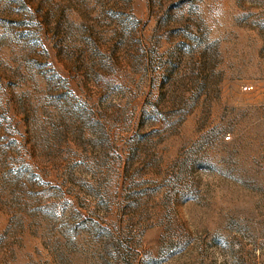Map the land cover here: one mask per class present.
<instances>
[{
  "label": "rangeland",
  "instance_id": "rangeland-1",
  "mask_svg": "<svg viewBox=\"0 0 264 264\" xmlns=\"http://www.w3.org/2000/svg\"><path fill=\"white\" fill-rule=\"evenodd\" d=\"M0 264H264V0H0Z\"/></svg>",
  "mask_w": 264,
  "mask_h": 264
}]
</instances>
